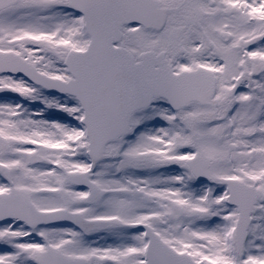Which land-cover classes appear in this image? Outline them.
Wrapping results in <instances>:
<instances>
[{
  "label": "snow or ice",
  "instance_id": "6c2138e0",
  "mask_svg": "<svg viewBox=\"0 0 264 264\" xmlns=\"http://www.w3.org/2000/svg\"><path fill=\"white\" fill-rule=\"evenodd\" d=\"M0 264H264V0H0Z\"/></svg>",
  "mask_w": 264,
  "mask_h": 264
}]
</instances>
